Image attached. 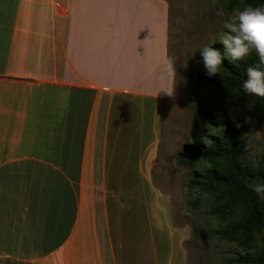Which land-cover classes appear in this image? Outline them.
<instances>
[{
  "label": "crops",
  "instance_id": "0c3cea01",
  "mask_svg": "<svg viewBox=\"0 0 264 264\" xmlns=\"http://www.w3.org/2000/svg\"><path fill=\"white\" fill-rule=\"evenodd\" d=\"M165 0H0V259L188 264L156 187Z\"/></svg>",
  "mask_w": 264,
  "mask_h": 264
},
{
  "label": "rangeland",
  "instance_id": "374dc122",
  "mask_svg": "<svg viewBox=\"0 0 264 264\" xmlns=\"http://www.w3.org/2000/svg\"><path fill=\"white\" fill-rule=\"evenodd\" d=\"M165 1L169 9L168 57L175 61L174 93L162 112L161 145L153 181L170 196L173 224L189 229L184 244L188 264H232L242 250L221 239L226 222L213 217L206 202L191 206L197 197L189 189L195 166L183 160L182 152L199 141L208 143L202 137L205 122L200 119L202 112L208 110L224 112L242 123L248 162L255 165L264 161V117L255 105L240 106L209 92L204 85L205 67L199 62L202 47L220 43L222 19L238 11L224 9L218 0ZM212 133L207 129L204 135ZM0 264L20 263L0 259Z\"/></svg>",
  "mask_w": 264,
  "mask_h": 264
},
{
  "label": "trees",
  "instance_id": "16d2710c",
  "mask_svg": "<svg viewBox=\"0 0 264 264\" xmlns=\"http://www.w3.org/2000/svg\"><path fill=\"white\" fill-rule=\"evenodd\" d=\"M218 1L224 9L237 11L248 5L264 4V0ZM212 47L224 51L222 43ZM199 60L204 66L202 56ZM258 62L254 51L235 63L225 57L215 77L209 78L205 69L204 85L213 95L226 101L240 106L253 103L264 117V98L246 96L241 87L247 67ZM200 119L205 122L202 137L208 143L199 141L186 146L182 152L183 160L195 166L189 189L197 197L190 204L196 207L206 202L210 214L226 222L221 239L242 250L232 264H264V201L257 199L248 188L251 182L264 181V161L255 165L248 162L242 123L224 112L208 110L202 112ZM207 129L213 131L209 136L204 135Z\"/></svg>",
  "mask_w": 264,
  "mask_h": 264
},
{
  "label": "clouds",
  "instance_id": "9594fccd",
  "mask_svg": "<svg viewBox=\"0 0 264 264\" xmlns=\"http://www.w3.org/2000/svg\"><path fill=\"white\" fill-rule=\"evenodd\" d=\"M219 36V42L224 46L223 53L212 46H204L199 50L209 78L219 74L225 57L235 63L254 51L259 62L247 67L246 79L241 87L246 96L264 98V4L256 7L245 6L234 16L222 19ZM174 65L173 57H165L163 61L165 77L175 76ZM252 105L254 104H250L249 107L251 108ZM248 188L257 199L264 201V181L251 182Z\"/></svg>",
  "mask_w": 264,
  "mask_h": 264
}]
</instances>
